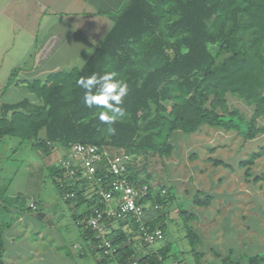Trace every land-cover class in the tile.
<instances>
[{"label":"trees","instance_id":"obj_1","mask_svg":"<svg viewBox=\"0 0 264 264\" xmlns=\"http://www.w3.org/2000/svg\"><path fill=\"white\" fill-rule=\"evenodd\" d=\"M106 72H115L116 79L128 85L121 105L124 114L111 125L98 119L100 109L85 106V90L76 83L80 77ZM15 76L14 72L12 81ZM27 88L30 98L0 104V140L15 137L33 142L46 154L57 146L80 143L169 158L175 138L194 135L204 127L236 133L245 141L256 140L264 135V126L259 124L264 118V0H131L81 69L53 73L44 81L28 82ZM231 98L242 101L252 116L232 107ZM109 127L116 129L114 135ZM262 157L264 147L241 163L246 177ZM132 171L137 184L148 183ZM58 174L54 167L53 182L62 196L55 181ZM161 191H152L150 196L159 212L171 209L175 200L171 193L164 196ZM19 200L0 197V264H4L5 233L25 212L22 205L16 206ZM78 200L80 205L85 202L82 195ZM211 201L210 195L199 192L193 204L208 207ZM179 213L195 264H202L204 253L196 249L200 238L191 225L196 215L186 210ZM164 217L151 222V229ZM125 225L121 222L112 233L114 260L108 261L98 249V264L132 260L166 264L174 257L170 244L140 254ZM160 227L165 235L166 225ZM134 231H138L137 224ZM93 236L94 231H84V238L98 248ZM234 253V249L226 254L213 251L221 264H239L232 261ZM247 262L264 264V256L248 257Z\"/></svg>","mask_w":264,"mask_h":264},{"label":"rangeland","instance_id":"obj_2","mask_svg":"<svg viewBox=\"0 0 264 264\" xmlns=\"http://www.w3.org/2000/svg\"><path fill=\"white\" fill-rule=\"evenodd\" d=\"M31 96L28 88H20L10 100L19 102ZM230 105L248 117L253 114L236 98L230 99ZM259 124L264 126V118ZM173 143L175 150L169 158L153 153L136 154L134 172L138 178L146 180L155 192L167 189V195L175 196L171 209L169 206L152 215L156 220L165 215L157 224L166 225L161 241L145 247L138 231L126 229L140 254L144 251L154 253L170 244L175 258L195 264L179 213V210H186L196 215L191 223L196 232L205 237L219 233L215 243L209 246L202 240L197 247L204 251L202 264H221L210 248L226 254L233 247L232 261H239V264H249L247 258L251 256H264V157L251 167L249 177L245 175L246 168L241 166L252 153L264 147V135L245 141L236 133L204 127L194 135L178 136ZM64 154L60 149L49 154L40 152L35 143L15 137L0 140V197H20L16 206L22 205L26 212L30 203H38L39 210L32 214L45 216V221L36 219L35 222L40 223L37 230L48 238L50 247L58 255L74 258L76 264H93L88 251V257L82 259L73 247L77 244L87 249L78 226L82 220L77 218L85 213L87 206L67 203L53 182L52 169ZM214 161H222L223 165L217 166ZM256 177L260 179L255 181ZM199 192L212 197L208 207L193 204ZM231 242L236 243V247Z\"/></svg>","mask_w":264,"mask_h":264},{"label":"crops","instance_id":"obj_3","mask_svg":"<svg viewBox=\"0 0 264 264\" xmlns=\"http://www.w3.org/2000/svg\"><path fill=\"white\" fill-rule=\"evenodd\" d=\"M130 2L131 0H0V104L17 103L18 101H11V97L20 88H27L28 82L44 81L53 73L81 69ZM14 72L16 76L12 81ZM35 204L38 211L39 205ZM29 208L5 233L4 264H76L74 258L58 255L50 247L48 238L37 230L39 228L36 226L40 223L35 222L36 219L45 221V216H34L33 210ZM199 214L197 212V216ZM77 218L79 221L83 219L81 215ZM78 226L87 249L77 244L73 247L79 252V258L86 259L89 252L94 259L92 261L98 264V248L93 245L92 240L84 238L82 224ZM198 235V246L202 240L209 246L215 243L216 236L212 233L207 237L200 233ZM185 240L188 242L186 238ZM231 244L236 247V243ZM188 245L190 247L189 242ZM197 247V251L204 253ZM191 252L190 247L189 253L192 254ZM210 252L213 253V248H210ZM185 261L172 257L166 264H191L188 260Z\"/></svg>","mask_w":264,"mask_h":264},{"label":"built area","instance_id":"obj_4","mask_svg":"<svg viewBox=\"0 0 264 264\" xmlns=\"http://www.w3.org/2000/svg\"><path fill=\"white\" fill-rule=\"evenodd\" d=\"M55 149L65 153L58 161L59 174L55 177L63 191L62 198L77 206H87L82 227L94 231L93 238L104 258L114 260L116 247L112 233L120 228L121 222L128 229H134L137 224L140 239L149 246L164 238L160 226L154 229L149 226L156 220L152 215L160 209L158 203L150 199L154 188L149 183L137 184L131 178L136 153L80 143ZM161 193L167 196L168 191L163 189ZM80 195L85 199L81 205ZM30 209L36 211V204L31 203ZM127 264L139 262L132 260Z\"/></svg>","mask_w":264,"mask_h":264},{"label":"clouds","instance_id":"obj_5","mask_svg":"<svg viewBox=\"0 0 264 264\" xmlns=\"http://www.w3.org/2000/svg\"><path fill=\"white\" fill-rule=\"evenodd\" d=\"M115 72H106L103 75L92 74L88 77H80L77 86L84 89V104L91 109H100L98 119L102 123L111 125L119 116L124 114L121 107L123 99L128 94V85L125 81L117 80ZM97 86H99L97 88ZM93 89H96L94 92ZM109 133L114 135L115 128L109 127Z\"/></svg>","mask_w":264,"mask_h":264}]
</instances>
